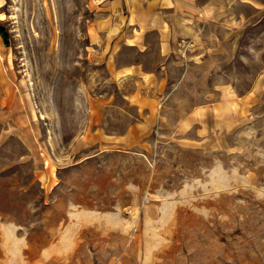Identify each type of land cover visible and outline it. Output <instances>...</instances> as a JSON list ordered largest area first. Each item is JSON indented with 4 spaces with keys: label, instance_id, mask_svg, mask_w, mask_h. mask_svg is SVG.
Here are the masks:
<instances>
[{
    "label": "rangeland",
    "instance_id": "obj_1",
    "mask_svg": "<svg viewBox=\"0 0 264 264\" xmlns=\"http://www.w3.org/2000/svg\"><path fill=\"white\" fill-rule=\"evenodd\" d=\"M211 1L163 56L113 0H0V264H264V0Z\"/></svg>",
    "mask_w": 264,
    "mask_h": 264
},
{
    "label": "crops",
    "instance_id": "obj_2",
    "mask_svg": "<svg viewBox=\"0 0 264 264\" xmlns=\"http://www.w3.org/2000/svg\"><path fill=\"white\" fill-rule=\"evenodd\" d=\"M116 10L126 9L118 15L119 27L129 30L124 44L146 47L148 33L158 36L161 55L167 56L177 44L194 39L202 22L216 10L211 0H113Z\"/></svg>",
    "mask_w": 264,
    "mask_h": 264
},
{
    "label": "trees",
    "instance_id": "obj_3",
    "mask_svg": "<svg viewBox=\"0 0 264 264\" xmlns=\"http://www.w3.org/2000/svg\"><path fill=\"white\" fill-rule=\"evenodd\" d=\"M0 35L3 38L4 43H7L8 42V39H7L8 34H7L6 30L1 26H0Z\"/></svg>",
    "mask_w": 264,
    "mask_h": 264
},
{
    "label": "bare ground",
    "instance_id": "obj_4",
    "mask_svg": "<svg viewBox=\"0 0 264 264\" xmlns=\"http://www.w3.org/2000/svg\"><path fill=\"white\" fill-rule=\"evenodd\" d=\"M0 6H1V5H0ZM111 29H113V28H111ZM111 29H110V30H111ZM92 35H93L94 38H97V35H96L95 32H93ZM107 138H111V137H107Z\"/></svg>",
    "mask_w": 264,
    "mask_h": 264
}]
</instances>
